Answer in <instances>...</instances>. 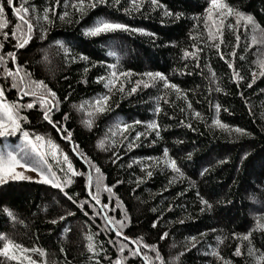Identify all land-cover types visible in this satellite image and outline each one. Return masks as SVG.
I'll list each match as a JSON object with an SVG mask.
<instances>
[{"label": "trees", "instance_id": "1", "mask_svg": "<svg viewBox=\"0 0 264 264\" xmlns=\"http://www.w3.org/2000/svg\"><path fill=\"white\" fill-rule=\"evenodd\" d=\"M157 2L139 0L134 6L132 0H106L78 12L75 0H13L14 7L29 9L25 18L33 29L28 34L0 0L5 6L3 99L21 106L18 113L25 119L19 132L58 146L46 163L62 180L72 181L63 191L34 180L0 185V234L28 250L13 249L18 260L0 255V264H29L25 257L37 264H264V0H221L251 15L259 25L255 29L243 20L237 23L227 9L220 16L210 0ZM98 19L129 30L86 36L84 29ZM210 19L223 20L211 39ZM13 29L17 37L30 36L21 48ZM57 41L70 50L67 55ZM5 68L19 70V77L7 76ZM113 71L115 83L105 87ZM149 72L162 73L177 88L144 75ZM20 77L43 81L56 93L57 106L46 108L59 131L43 118L39 93L26 96L11 86ZM104 95L109 97L101 105L105 110L96 111L93 101ZM28 103L33 107H22ZM153 120L158 136L148 128ZM123 124L129 127H119ZM165 148L180 172L165 163ZM64 156L76 175L68 172ZM90 192L98 193L100 204ZM103 204L108 207L101 210ZM105 213L124 221L121 236ZM121 243L127 244L123 251Z\"/></svg>", "mask_w": 264, "mask_h": 264}, {"label": "snow or ice", "instance_id": "2", "mask_svg": "<svg viewBox=\"0 0 264 264\" xmlns=\"http://www.w3.org/2000/svg\"><path fill=\"white\" fill-rule=\"evenodd\" d=\"M106 0H75V3L73 7L76 8L78 12L84 11V6L87 4L88 7L94 8L99 3H105ZM115 3H119V0H114ZM153 5H158L157 0H151ZM132 3L134 6H137L139 3V0H132ZM7 6L11 7V10L14 15L17 16V18L23 22L24 25L27 26V33L30 34L33 29V25L30 22L29 19H26L25 17L29 13V9L27 7L21 6L20 8H16L13 6V0H6ZM210 8L216 9L219 11L220 16H224L225 12L224 9H227L228 15H235L238 20L237 23L240 22V20H243L245 24H251L253 29L259 28V25L255 23L253 20V17L251 15H246L244 12L235 10L228 5L221 2V0H210ZM5 11V6L0 4V28L5 27V23L3 22V14ZM49 9L45 8L43 9L44 16L43 19L47 21L49 19L47 13ZM206 13H209V9H205ZM23 13V15H21ZM169 14L170 13H165ZM67 13L62 14L61 19H63L64 16H66ZM215 23V21H214ZM221 24H223V20L220 21ZM231 27V25H229ZM116 30H129V26L123 23H117L113 21H109L107 19H98L92 26L84 29V34L86 36H98L102 33H108V32H114ZM132 31H140L143 32V29H131ZM17 30L13 29L11 35L17 39V48H21L24 46V44L28 43V39L30 38L29 35L24 34L23 32L19 37H17L16 34ZM5 37L8 36V33H4ZM212 38V34L209 33V39ZM237 41H239L240 37L237 35L236 37ZM60 48L64 51V53L67 55V53L70 51L67 47L64 46V44L60 41L56 42ZM2 47V45H0ZM110 55H114V53H109ZM9 57L12 58L13 62H15V54L9 52L7 54ZM185 55H188L186 52ZM82 60H87L86 56H80L79 57ZM243 58V57H242ZM4 57L0 56V63H3ZM230 68L232 67L231 63L228 65ZM110 68H115L116 65H109ZM261 68L264 69V63L261 64ZM5 74L7 76H16L19 77V70H17L16 73H13L9 69L5 68ZM262 75H264V71L261 72ZM28 75V74H26ZM121 75H127L125 73H121ZM144 75L152 78H159L164 82L165 87H171L173 89H176L177 86L175 84H170L162 73H145ZM117 77V73L113 71L109 78L108 83L105 84V87H108L109 83L114 84L115 78ZM238 79H242V77H237ZM103 77H98V80H103ZM140 83L139 81L137 82ZM13 88H18L19 91L23 92L26 96H37L39 93V103L41 108H44L45 111L43 113V118L47 120L50 124L53 125V127H56L59 131V127L56 122L52 121L50 119V111L51 109L46 108V105L51 104L53 107H56L57 104L55 102L56 93L52 91L50 88L47 87V85L43 81H32V80H26L23 77H20L18 82H13L11 85ZM145 87H148V84H144ZM250 86V85H249ZM136 89L133 88L132 91H135ZM219 90V89H218ZM121 91H123V88L121 87ZM177 91H179L177 89ZM4 97V90L3 88H0V137H7V136H14L16 135L17 131L21 130V120L25 119L23 117L19 116L18 108L21 107L20 105H17L16 103H5L3 101ZM51 97L52 99H49ZM109 97L107 95L101 96L93 103L96 105V111L103 112L105 110L104 107L101 105L103 103H106L108 101ZM83 105H81L82 107ZM22 107L32 108L33 104L28 103L25 105H22ZM218 107V106H217ZM156 111H159V108L156 109ZM67 116L65 115V119ZM133 123L139 124L140 121H134ZM213 123H219L216 120H213ZM119 127L123 129H127L129 127L128 124L119 125ZM148 128L152 130H157V136L159 135L158 131V124L153 120L149 122ZM236 131L242 132L243 129H236ZM141 133L137 132L136 136L139 137ZM21 140L23 141L22 145H16L15 147H11L7 144L2 146V150H0V185L7 183L8 180H31L32 177L25 176L22 171H17V168L24 169V170H30L33 172H36L39 176L40 182H43L45 184H51L53 187H56L63 191L64 187L67 184H70L72 181L70 178L68 179H61L57 176V174L52 171L51 166H47L45 169L44 165L46 164V156L51 153L53 156L56 155L58 146L52 142L51 139L45 140L44 137L40 135H30L27 131H21ZM69 136H66L65 139H69ZM131 146V145H130ZM163 156L165 158V163L168 167L172 168L176 172H180V169L177 167L176 162L174 160H171L168 158V150L167 148L164 149ZM34 157H38V160H34ZM65 163H67V170L68 172H71L73 175H76L77 173L73 169V166L71 162L68 161V157H63ZM34 161V162H33ZM159 163V161H157ZM90 167H93L96 172H99V168H96L95 165H90ZM63 171V169H61ZM67 175V174H66ZM148 175H151V172L148 173ZM89 180H91V176H89ZM97 189L99 192L100 184L99 181L97 182ZM109 192H111L110 188H107ZM67 196V193H65ZM91 195V193H90ZM68 199L71 200L72 198L68 196ZM93 199L95 200L96 204H100L101 201L99 199L98 193L96 195H93ZM74 203V201H73ZM202 204H207V201L203 200L201 198ZM107 204H103L101 210L103 208H107ZM210 207V205H209ZM5 212L11 216L12 213L5 209ZM87 215V213H85ZM123 215V213H121ZM59 219H64L63 216L59 217ZM105 219L108 221L109 224L113 225L116 231L117 236H121L122 232L120 229L124 227V221L123 220H114L111 217H105ZM52 223H56V220L51 221ZM261 227H264V225H260ZM153 227H155V223L153 224ZM164 235H167L166 233ZM164 238L163 236L161 237ZM247 239V237H244ZM91 239V237H89ZM125 240L129 239V237H124ZM0 240L3 241L2 247H0V255H3L4 257L10 259V260H18L19 257L13 254V249H18L20 251H28L27 249H23L22 246L16 244L11 239H8L6 236H3V234H0ZM111 242V241H110ZM136 241H133L135 243ZM127 247V244L121 243L120 250L123 251L124 248ZM145 247H152L153 250H155V246H149L145 245ZM35 250V249H33ZM254 250L250 249V254H252ZM139 250H135V253L138 254ZM39 254L41 256L45 255L43 250H39ZM131 254V253H130ZM236 255H240V248L237 246L236 248ZM157 257L159 258V254L157 253ZM25 260H28L29 264H37V261L32 260L30 257H25ZM145 261H147V256L144 257ZM261 259H264V256L261 257ZM116 264H119V261L116 262Z\"/></svg>", "mask_w": 264, "mask_h": 264}, {"label": "rangeland", "instance_id": "3", "mask_svg": "<svg viewBox=\"0 0 264 264\" xmlns=\"http://www.w3.org/2000/svg\"><path fill=\"white\" fill-rule=\"evenodd\" d=\"M214 21H215V23H214ZM220 23H219V21L218 20H209V25H210V27L212 28V27H215V29H212V35L214 36L215 34H217V32H218V29L219 28H217V25H219ZM3 99V98H2ZM3 101L5 102V103H7L4 99H3ZM21 132H19V131H17V133H16V135H14V136H7V137H3L4 138V143H3V145H5V144H7V145H9V146H11V147H15L16 145H22L23 144V141L21 140ZM2 145V146H3ZM2 146H0V150H2ZM34 160H38V157H34ZM34 162V161H33ZM47 163L44 165V167H45V169L47 168ZM17 171H22L23 172V174L25 175V176H29V177H32L33 179H31V180H34V181H40L39 180V176H38V174L36 173V172H33V171H30V170H24V169H20V168H17ZM91 176V181H90V186L92 185V175H90ZM9 181V180H8ZM91 193V192H90ZM91 196H92V194H91ZM93 197V196H92ZM105 216H107V214L105 213Z\"/></svg>", "mask_w": 264, "mask_h": 264}, {"label": "water", "instance_id": "4", "mask_svg": "<svg viewBox=\"0 0 264 264\" xmlns=\"http://www.w3.org/2000/svg\"><path fill=\"white\" fill-rule=\"evenodd\" d=\"M74 151H75V150H74ZM90 181H91V180H89V185H90ZM132 243H133V242H132ZM133 244L136 245V243H133Z\"/></svg>", "mask_w": 264, "mask_h": 264}]
</instances>
